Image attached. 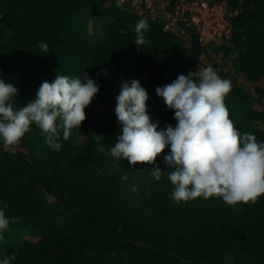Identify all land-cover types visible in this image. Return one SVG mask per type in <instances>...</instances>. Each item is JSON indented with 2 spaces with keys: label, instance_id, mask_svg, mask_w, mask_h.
<instances>
[{
  "label": "trees",
  "instance_id": "trees-1",
  "mask_svg": "<svg viewBox=\"0 0 264 264\" xmlns=\"http://www.w3.org/2000/svg\"><path fill=\"white\" fill-rule=\"evenodd\" d=\"M226 1L229 10L238 13L231 18L230 35L218 40L234 36L236 41L216 49V54L222 52L226 58L216 55L221 56L219 63L210 60L214 74L206 86L194 76L193 67L214 50V42L207 46L198 43L192 29L184 36L165 32L164 20L159 18L149 19L150 26H137L136 21H144L148 15L140 17L116 3L103 12L107 21L94 20L90 31L89 15L100 13L97 10L103 0H0V40H8L10 47L19 42L15 52L8 49L6 57H0L5 60L0 74L9 80L10 88L18 90L19 103L32 98L33 107L49 118L62 119L67 127L71 119L76 128L73 141L79 142L81 155L108 161L116 157L114 162L125 168L122 173L130 171L134 179L146 180L159 170L154 162L157 152L172 165L173 176L181 183V202L187 206L192 205L191 199L198 200L192 213L209 209V184L216 187V193L220 188L238 190L233 201L215 208L225 209L235 201L243 204L240 213L256 191L264 192V131L256 129L264 124V88L258 89L260 95L255 98L236 80L241 75L246 82L251 76L264 81V0ZM29 10L33 14L26 17L24 12ZM111 17L115 22H108ZM142 75H148L145 83L140 80ZM48 81L55 82L61 92L50 94ZM259 100L261 113L254 107ZM143 102L150 107L145 114ZM69 104L73 111L63 116ZM101 106L111 113L99 112ZM124 118L127 121L121 124ZM44 120L31 113L21 125L39 140L27 147L26 162L32 172L44 146L50 151L48 160H54L64 156L68 144L47 146ZM141 134L144 138L137 143ZM258 135L263 141L257 142ZM113 142L119 149H114ZM122 145L145 158L138 157L140 166H136L137 158L126 161L120 157ZM150 147L153 153L148 152ZM108 161L101 167L107 169ZM119 178L125 180L126 193L133 195L136 186L120 173ZM86 197L78 194L64 202L78 210L95 240V217L87 209L89 205L78 203ZM263 200L259 201L262 206ZM261 214L264 220V212ZM107 244L111 245L109 239ZM122 248L130 250L129 246Z\"/></svg>",
  "mask_w": 264,
  "mask_h": 264
},
{
  "label": "rangeland",
  "instance_id": "rangeland-1",
  "mask_svg": "<svg viewBox=\"0 0 264 264\" xmlns=\"http://www.w3.org/2000/svg\"><path fill=\"white\" fill-rule=\"evenodd\" d=\"M114 3L119 7L115 0H103L97 10L100 13L89 15L92 16L90 31H93L94 20L107 21L102 14ZM24 14L28 17L33 12L29 10ZM149 19L154 18L148 15L144 21H136V25L150 26ZM108 22L115 20L111 17ZM103 28L98 26L100 30ZM223 41L214 42V50L210 49L193 67V74L202 86L208 85L214 74L210 60L219 63L221 56L226 58L222 52L216 54V49L232 44L236 38ZM246 41L250 40L246 38ZM18 44L13 43L10 47L8 40H0V57H6L8 49L15 52ZM4 61L0 58V65ZM226 71L231 72L228 68ZM140 80L145 83L148 75H142ZM236 80L255 98L260 95L258 89L264 88V81L254 76L248 82L241 75L236 76ZM10 87L9 80L0 74V117L3 118L0 120V264H193L195 261L199 264H264L261 214L264 206L259 202L264 198L263 190L256 191L254 198L239 213L238 208L243 204L235 201L225 209L215 208L217 204L233 201L240 193L238 190L234 188L227 192L220 188L216 193V187L209 184L206 192V199L211 198L209 209L192 213L198 200L191 199L192 205L187 206L181 202V183L173 176L172 165L162 154L156 152L154 162L159 170L154 177L136 180L130 171L124 173L123 170L122 173L125 168L114 162L116 157L108 161L104 157L81 155L79 142L73 141L76 128L71 119V126L67 127L62 119L49 118L44 111L33 107L32 98H28V103H19L18 90ZM48 87L50 94L61 92L55 82L48 81ZM261 105L260 100L255 104L256 112H262ZM72 106L67 105L66 111L64 106L63 116L72 113ZM149 109L143 102L142 112L148 113ZM98 111L109 112L106 106L99 107ZM31 113L45 119V130L53 136L45 140L47 146L56 148L64 141L68 142L64 156L54 160H48L50 151L44 146L40 163H36L33 172L26 162L27 147L39 140L21 128ZM124 121L127 120L124 118L121 124ZM256 129L264 131V124ZM259 135L257 142L262 140ZM127 138L128 143L130 139ZM143 138L142 134L138 135L136 142H142ZM112 144L114 149H119V144ZM122 149L120 157L126 161L137 158L136 166H140L138 157L145 159L141 154L135 156L134 150L125 145ZM153 150L150 147L148 152L153 153ZM107 161V169L101 167ZM237 165L241 166L240 163ZM237 171L241 172L240 169ZM119 173L136 186L133 195L126 193L125 180L119 178ZM78 194L87 196L78 203L89 205L87 209L95 217L97 227L94 231L98 234L95 240L78 210L69 208L64 202ZM107 239L111 245L107 244ZM122 245L129 246L130 250H123Z\"/></svg>",
  "mask_w": 264,
  "mask_h": 264
},
{
  "label": "built area",
  "instance_id": "built-area-1",
  "mask_svg": "<svg viewBox=\"0 0 264 264\" xmlns=\"http://www.w3.org/2000/svg\"><path fill=\"white\" fill-rule=\"evenodd\" d=\"M143 17L145 14L164 20L162 30L178 36L192 29L198 43L209 45L228 37L231 18L238 10L230 11L226 0H115Z\"/></svg>",
  "mask_w": 264,
  "mask_h": 264
}]
</instances>
